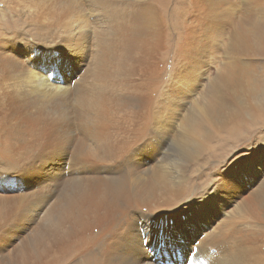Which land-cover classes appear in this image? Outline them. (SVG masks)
Masks as SVG:
<instances>
[{"label": "bare ground", "instance_id": "1", "mask_svg": "<svg viewBox=\"0 0 264 264\" xmlns=\"http://www.w3.org/2000/svg\"><path fill=\"white\" fill-rule=\"evenodd\" d=\"M247 1L253 8L261 9V12L264 9V1ZM247 21L252 25L243 19L235 21L239 25H230L233 27L229 34L228 31L225 34L223 25H208L201 29L207 38L203 43H198L192 37L191 29L186 34L194 44L185 39L180 41V38L174 42L175 47H179V62H188L195 56L199 57V54L204 55L209 44L210 50L215 47L218 38L229 39L231 51L228 64L207 77L204 88L195 97L193 109L182 116L179 147L175 152L160 156L154 151L145 154L150 146L147 141H142L137 150L117 155V143L112 140L104 146L107 153H88L97 163L108 157L114 160L113 165L103 170L104 175L73 179L61 193L54 188L57 194L41 215L40 223L30 238L20 241L7 256H0V264H159L160 260L163 264H173L172 259L177 256V251L181 256L179 264H185L188 259L193 260L192 264H247L248 260L253 261L254 239L251 237L246 240L247 235L237 229L232 218L219 220L218 216H211L220 204L227 208L231 206V201H227L228 176L218 177L212 192L218 186L226 189L218 193L216 197L219 199L216 201L208 200L210 206L203 204L187 216L183 213L186 216L184 221L173 209L182 202L181 197L194 192L202 183H209L207 171L210 165H216L214 152L219 148L211 151L207 143L214 139L216 126L228 127V122L236 125L238 132L230 135L231 140L228 134L226 138L234 147L240 141L247 142L254 134L250 128L257 122L256 108L264 110V18ZM151 22L146 18V25L120 30L121 54L118 62L112 71L105 68L103 61L97 63L92 77L98 84L103 79L107 82L110 79L128 82L126 65L131 58L134 43L139 40L137 35L141 32L152 34L158 26L168 42L172 39L173 36L165 32V25H150ZM179 36L184 35L179 33ZM54 51L47 57L34 52L26 58L27 63L22 69L16 65L15 56L0 53V158L33 153L35 145L30 140L22 139L28 135L36 140V128L40 126L44 114H40L41 110L46 104H53L56 98L66 97L67 85H53L48 81L50 69L54 70L53 77L56 79L59 76L64 84L72 82L75 72L82 70V52L72 50L70 45ZM256 57H260L259 61L251 59ZM63 59L68 60L67 64ZM45 61L51 66L44 64ZM45 67L49 71H43ZM185 67H188L185 73L190 74L198 64L190 62ZM63 69L67 70L64 76ZM127 71L132 74L130 67ZM159 82L158 77L151 78L152 87L157 88ZM132 84L138 88L133 81ZM172 86L161 95L159 92L151 95L144 101V109L153 102L159 103L162 96L168 95ZM73 90L75 104L80 109L81 127L86 123L96 125V118L90 114L96 101L94 97L102 96L104 84L88 86L84 79L80 82L75 80ZM84 92L89 93V98L81 96L80 93ZM248 113L251 114L246 119ZM47 123L44 119L42 125ZM91 132L99 137L96 131ZM81 134L85 136L83 132ZM227 154L228 146L225 143L222 145V157ZM76 160L81 161V158L77 156ZM199 160L202 163L199 164ZM66 163L64 154L51 159L49 168L53 177L57 178L61 171L66 170ZM196 164L199 168H194ZM202 166L206 173L200 169ZM238 167H242L239 172ZM249 168L245 167L244 162L231 164L229 172L238 174L235 186L240 189L245 183V171ZM263 177L264 172H258L246 181L255 183ZM42 196L37 190L28 192L23 198H27L30 204H37L38 201H44L45 197ZM241 203L243 208L235 205L234 209L229 210L252 216L264 214V181L260 188L246 199L243 198ZM228 212L224 211L223 214ZM35 218L31 217L30 220ZM215 218V227L208 230V221ZM171 219L174 222L172 224ZM197 221H201L200 225L203 226H195L193 223L199 224ZM197 233L201 236L198 237ZM199 238L204 239L201 241ZM229 241L233 244L228 245ZM183 250L188 252L181 254ZM212 250L217 253L215 258L211 254ZM240 254L242 259L239 261Z\"/></svg>", "mask_w": 264, "mask_h": 264}, {"label": "rangeland", "instance_id": "2", "mask_svg": "<svg viewBox=\"0 0 264 264\" xmlns=\"http://www.w3.org/2000/svg\"><path fill=\"white\" fill-rule=\"evenodd\" d=\"M254 9L247 0H0V53L15 56L19 68L26 65V58L34 52L47 57L55 53L57 48L70 45L72 50L83 53L82 70L75 72L72 82L64 84L68 90L66 97L56 98L53 104H46L41 110L40 114H44L35 132L38 140L28 135L22 139L30 140L35 145L34 152L0 158V256H7L20 241L30 238L34 228L40 223L41 215L57 194L54 188L61 193L73 179L104 175L103 170H108L113 165L114 160L108 157L97 163L88 153H107L104 146L112 140L117 143V155L137 150L142 141H147L150 146L145 154L154 151L160 156L175 152L179 147L182 116L193 109L195 97L204 88L207 77L228 64L231 51L230 40L218 38L215 47L210 50L209 44L204 55L199 54V57L195 56L188 62H179V47H175L174 42L180 38V41L185 39L194 44L186 34L191 29L192 37L198 43H203L207 38L201 29L208 25H223L225 34L227 31L228 34L231 32L233 26L230 25H239L234 23L237 20L243 19L248 25H252L247 19L253 21L264 18V9L262 12L259 8ZM146 18L152 20L150 25H165L163 28L173 36L172 39L168 42L158 26L152 34L141 32L137 35L139 40L134 43L131 58L126 65L128 82L121 83L115 79L107 82L103 79L98 84L92 77L97 63L103 61L105 68L112 71L116 61L118 62L121 54L120 30L146 25ZM179 33L184 36H179ZM256 58L251 59L259 61L260 57ZM63 60L67 64L68 60ZM190 62L197 63L198 67L186 74L188 67L185 66ZM59 63L61 60L58 61V66ZM44 64L51 66L47 61ZM48 67L42 70L49 71ZM129 67L132 74L127 71ZM63 71L62 75H66L67 70ZM155 77L160 80L157 88L151 86V78ZM56 79L62 80L59 76ZM82 79L88 86L104 84L102 96L94 97L96 101L90 114L97 120L94 126L86 123L81 127L80 109L75 104L74 83L75 80L80 82ZM170 86L172 88L167 96H162L159 103L153 102L144 109V101L157 92L161 95ZM80 94L89 98V93ZM255 112L257 122L250 128L254 134L247 142L240 141L234 147L226 138L227 134L230 139V135L238 132L236 125L228 122V127L216 126L214 139L207 143L211 151L219 148L214 152L216 165H210L207 171L209 183H202L194 192L181 197L182 202L173 209L184 221L187 215L203 204L210 206L208 200L216 201L219 199L216 197L218 193L226 189L218 186L212 192L218 177L228 176L230 182L227 201H231V206L227 208L220 204L212 211L211 216H218L219 220L232 218L237 229L247 235L246 240L251 237L254 239L252 246L255 249V259L248 260L247 264H264V214L252 216L229 210L234 209L235 205L243 208L242 199L260 188L264 181V177L255 183L246 181L256 173L264 172V110L257 107ZM250 114L245 115L246 119H249ZM44 119L48 121L46 125H42ZM91 130L96 131L99 137L93 135ZM225 143L228 154L222 157V145ZM60 154H64L67 161L66 170L55 178L50 172L49 163ZM77 156L81 161L76 160ZM238 162H244L246 168L250 167L245 171V183L241 189L235 186L238 174L229 172L231 164ZM198 163L202 161L199 160ZM195 167L199 168V165L196 164ZM241 168L238 167L237 171ZM124 175L126 176L125 173ZM37 190L43 195L41 198L45 197L44 201L30 204L27 198H23L28 192ZM224 211L229 212L223 214ZM31 217L36 218L30 220ZM217 218L208 221V230L215 227L214 221ZM197 222L199 224H193L203 226L200 225L201 221ZM172 223L171 219L170 224ZM250 229H253L251 233ZM197 236L201 235L197 233ZM203 239L199 238L201 241ZM232 244L231 241L228 242V245ZM185 252L188 250L181 251V254ZM211 254L214 258L217 256L213 250ZM240 257L239 261L242 259L241 254ZM180 261L179 255L172 259L173 264H179ZM159 264H163L161 260Z\"/></svg>", "mask_w": 264, "mask_h": 264}]
</instances>
